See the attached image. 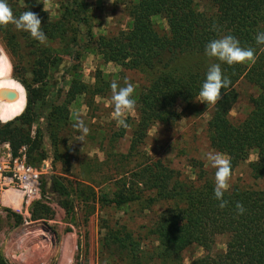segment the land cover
Instances as JSON below:
<instances>
[{
	"label": "trees",
	"instance_id": "trees-1",
	"mask_svg": "<svg viewBox=\"0 0 264 264\" xmlns=\"http://www.w3.org/2000/svg\"><path fill=\"white\" fill-rule=\"evenodd\" d=\"M6 2L17 17L26 10L38 14L47 36L40 43L14 25L0 26L4 52L14 61H24L32 82L39 84L31 88L18 80L25 106L18 116L0 123V144L8 143L13 156L24 148L25 162L32 167L50 161L51 174L39 180L40 200L55 203L66 222L74 225L85 224L96 210L122 216L152 212L149 226L136 234L120 217H99V254L118 264H182L184 250L197 246L209 251L220 235L227 238L224 251L192 264H264V45L256 44V35L264 32V0H207L204 10L193 0H128L122 4L129 20L124 29L95 37L89 30L81 33L88 26V6L81 0H58L55 20L48 18L39 0ZM152 16L164 21L166 33L153 28ZM223 35L234 36L241 47L253 48L256 59L231 66L221 63L231 84L222 90V99L211 105L205 123L209 148L230 159L232 173L246 163L245 176L250 181L237 178L224 193L227 206L220 208L215 184L202 163L187 160L188 172L182 174L159 159H150L140 146L152 125L170 128L175 124L177 106L189 115L201 113L199 91L210 65L220 63L205 54L206 45ZM77 36L83 38L82 49L105 63L140 73L146 85L135 97L137 119L126 152L115 149L124 136L119 127L100 137L96 149L101 161L85 158L70 168L73 156L59 150L69 134V106L82 98L90 109L105 89L84 84L72 64L78 60L75 50L81 47ZM67 74L63 101L55 104ZM239 80L255 94L249 98L246 115L232 121L229 111L237 99L234 85ZM250 153L255 160L247 162ZM58 159L64 167L56 172ZM238 202L245 209L242 215L236 209ZM32 204L33 210L48 212L40 202ZM35 213L31 220L43 219ZM146 237L153 238L155 245L144 247ZM0 264H5L1 257Z\"/></svg>",
	"mask_w": 264,
	"mask_h": 264
},
{
	"label": "rangeland",
	"instance_id": "rangeland-1",
	"mask_svg": "<svg viewBox=\"0 0 264 264\" xmlns=\"http://www.w3.org/2000/svg\"><path fill=\"white\" fill-rule=\"evenodd\" d=\"M39 1L42 4L43 11L47 13L48 18L50 20H55L57 16L58 0ZM81 1L88 6V26L82 27L81 33L89 30L94 37L102 34L115 35L120 28L124 29L129 21L122 6V4H125L128 0ZM193 4H195L199 10H204L208 7L207 0H193ZM151 22L153 28L158 33L167 32L164 21L159 17L152 16ZM76 38L81 47L75 50V55L78 56V60L72 61V64L78 70L82 82L87 85L95 84L97 88L103 86L105 89L101 97L94 98L95 105L90 109H87L83 105L82 98L76 99L69 106V126L66 132V134H69L65 136L63 140L65 147L63 149L59 148V150H61L62 154L68 152L67 154L73 156L70 158V168L77 167L78 163L85 158L92 159L96 157L98 161H101L102 155L96 149L100 137L103 136L104 133L117 130L119 127L123 128L124 136L117 141L115 149L121 153L126 152L129 136L133 130V124L137 119L136 107L130 111H126L121 117L117 118L114 112L112 89L110 85L115 81L120 87H123L125 86V80H128L134 87L132 96L134 100L140 89L146 85V81L140 73L124 70L112 63L103 62L98 56L90 54L82 49L83 38L79 36ZM53 47L57 48V45H53ZM0 48L8 61L10 77L18 84V80L21 79L31 88H38L39 84L32 82L31 75L24 61L17 62L10 59L1 45ZM63 60L67 61L69 58L63 57ZM68 81L69 76L67 74L54 98L55 104H60L63 101ZM43 82L49 84V81L43 80ZM234 89L237 94V99L229 111V117L232 121H239L249 111V98L255 94V90L244 80H239L234 85ZM200 99L201 98H199V101ZM198 107L202 109L201 113L193 116L186 113V111H182L180 107L177 106L176 111L178 113V118L175 124L170 128H164L157 124L152 125L148 130L144 143L140 146V152L146 154V156L152 160H161L168 167L182 172V174L183 172H188L186 166L187 160L193 159L199 161L202 163L205 171L211 174L210 178L215 184V169L207 159V154L209 152L215 153V151L209 148L205 136V123L209 116L211 104L207 105L199 102ZM77 116L83 119L85 125L89 128V133L87 135H82L80 130L73 127V124L76 123ZM124 124L127 126L125 127ZM4 144L8 145V143H1L0 151ZM253 160H255V155L250 153L247 162ZM61 163H63L61 159L55 162L56 172L64 167ZM38 169L43 170V175H50V161L43 162ZM245 175L246 163L240 165L233 171L229 180V186L234 183L237 178L241 180L245 179L244 182L246 183L250 182L246 179ZM34 202L43 204L48 208V212L38 211L37 208L33 210L34 206L32 203ZM32 203L27 208L29 217V223L27 225L23 223L17 210L4 211L5 208L3 209V207L0 206V254L8 264H17L16 259L12 262L10 258L11 246L13 243L12 239L17 236H26L27 234H30V236H37V238L40 239H38L40 244L50 245L51 251L49 256L44 259L40 258L33 264H59L61 262L60 249H63L65 244L67 245L66 252L68 254L69 264H118L111 259L101 257L99 254V217H107V215L112 216V219L120 217L125 221L127 227L136 234L138 232L140 233V228L142 226H149L153 214L152 212H144L139 215L131 214L122 216L120 213L115 214V212L111 210H96V212L87 219L85 224L82 223L80 225L76 223L74 225L68 224L64 219V212L48 199L44 198L40 200L39 197ZM34 211H36L35 215L37 217H43V219L31 220ZM78 214L79 213H77V215ZM226 239L225 235L216 236L209 251H203L197 246L187 248L181 254L182 264H192L194 260L205 255L212 256L222 253L225 248L224 244ZM142 240V244L146 248L155 245L151 237H146V239ZM34 245H37V243L34 242L32 246Z\"/></svg>",
	"mask_w": 264,
	"mask_h": 264
},
{
	"label": "clouds",
	"instance_id": "clouds-1",
	"mask_svg": "<svg viewBox=\"0 0 264 264\" xmlns=\"http://www.w3.org/2000/svg\"><path fill=\"white\" fill-rule=\"evenodd\" d=\"M9 24L14 25L18 31L28 32L33 39L40 43L45 42L47 39L45 32L42 30V22L38 14L26 10L17 17L6 0H0V26ZM256 44L264 45V32L256 35ZM205 54L210 58H215L220 63H213L208 68L206 79L199 91V97L201 98L199 102L216 105L222 99V90L228 88L231 84V80L223 75L221 63H226L229 66L249 61L254 63L256 59L255 50L250 47H241L239 40L232 35H223L220 38L211 40L206 45ZM5 59V57L0 56V64ZM124 83L125 86L123 87H120L115 81L110 85L114 112L117 118L121 117L126 111L132 110L136 103L132 98L134 93L132 83L128 80H125ZM124 126L127 125L124 124ZM73 127L80 130L82 135L89 133V128L79 116H77ZM207 159L215 169L214 197L220 201L218 206L224 208L228 203L223 197L229 188V180L232 175L231 161L219 152H209ZM236 209L238 214L242 215L245 212L243 205L239 202L236 204Z\"/></svg>",
	"mask_w": 264,
	"mask_h": 264
},
{
	"label": "built area",
	"instance_id": "built-area-1",
	"mask_svg": "<svg viewBox=\"0 0 264 264\" xmlns=\"http://www.w3.org/2000/svg\"><path fill=\"white\" fill-rule=\"evenodd\" d=\"M0 151V194L9 189L20 199V214L23 223L29 222L27 208L39 198V180L43 175L42 169H36L26 164L24 148H20L13 156L7 144Z\"/></svg>",
	"mask_w": 264,
	"mask_h": 264
},
{
	"label": "bare ground",
	"instance_id": "bare-ground-1",
	"mask_svg": "<svg viewBox=\"0 0 264 264\" xmlns=\"http://www.w3.org/2000/svg\"><path fill=\"white\" fill-rule=\"evenodd\" d=\"M0 56L5 57V55L1 52V50H0ZM8 95H12V98H9ZM24 106H25V92L22 86L10 77L9 64L7 59H5L2 62V64H0V122L5 123L15 118L23 111ZM6 195L8 197L7 201L5 202L6 204L14 203L13 205L16 206L18 205V203L14 201V198L16 196H12L10 193H6ZM38 239L39 238H37V236H33V235L31 236V252L29 256H31V259L34 260L41 254L40 249L36 247L37 245L40 246ZM34 242L37 243V245L32 246ZM24 244L27 247L28 244L26 243ZM66 247L67 245L65 244L61 252V262L59 264H69Z\"/></svg>",
	"mask_w": 264,
	"mask_h": 264
},
{
	"label": "crops",
	"instance_id": "crops-1",
	"mask_svg": "<svg viewBox=\"0 0 264 264\" xmlns=\"http://www.w3.org/2000/svg\"><path fill=\"white\" fill-rule=\"evenodd\" d=\"M6 193H10L12 196H16L14 198V201H16V203H18V206L9 204V203H5L7 201V195ZM11 198V197H10ZM12 199V198H11ZM20 199L18 198V196L13 193L11 190L6 189L4 190L1 194H0V206L3 207L4 211L6 210H17L18 208H20ZM2 209V211H3ZM13 243L11 246V255L10 258L13 262V260H17V264H33L35 261L39 260L40 258L44 259L45 257L49 256L50 254V245H45V244H40V246H36L38 249H40L41 252V256L39 255L35 260L31 259L30 252H31V236L30 234L26 235V236H17L16 238L12 239ZM28 244L27 247L24 243ZM25 245V246H24ZM49 249V250H47ZM62 248L60 249V254H61ZM44 252V254H43ZM48 252V253H46ZM1 259L4 261L5 264H8L6 262V260L3 258V256L0 254Z\"/></svg>",
	"mask_w": 264,
	"mask_h": 264
},
{
	"label": "water",
	"instance_id": "water-1",
	"mask_svg": "<svg viewBox=\"0 0 264 264\" xmlns=\"http://www.w3.org/2000/svg\"><path fill=\"white\" fill-rule=\"evenodd\" d=\"M0 50H1V48H0ZM1 51H2V50H1ZM8 97H9V98H12V95H8Z\"/></svg>",
	"mask_w": 264,
	"mask_h": 264
}]
</instances>
